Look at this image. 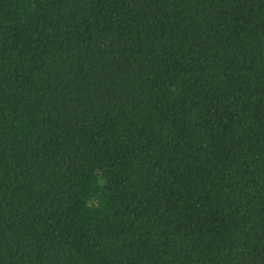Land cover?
<instances>
[{
    "label": "trees",
    "instance_id": "obj_1",
    "mask_svg": "<svg viewBox=\"0 0 264 264\" xmlns=\"http://www.w3.org/2000/svg\"><path fill=\"white\" fill-rule=\"evenodd\" d=\"M0 264H264V0H0Z\"/></svg>",
    "mask_w": 264,
    "mask_h": 264
}]
</instances>
